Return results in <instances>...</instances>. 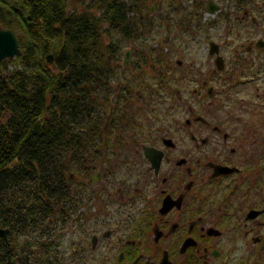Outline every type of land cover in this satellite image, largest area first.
<instances>
[{"label": "flooded vegetation", "instance_id": "obj_1", "mask_svg": "<svg viewBox=\"0 0 264 264\" xmlns=\"http://www.w3.org/2000/svg\"><path fill=\"white\" fill-rule=\"evenodd\" d=\"M210 2L221 10L208 0L206 13H214ZM250 12L244 8L236 20L249 17L259 28L263 16ZM10 16L0 0L2 28ZM246 39L255 40L241 54L264 48V31H249ZM206 92L215 94L212 86ZM231 101L237 103L236 95ZM189 115L164 131L148 124L134 132L124 116L119 166L108 158L118 134H106L111 141L101 142L95 165L70 166L66 186L56 192L53 228H41L22 247L8 232L12 263L264 264V132L250 131L234 106L225 116L193 115L191 107Z\"/></svg>", "mask_w": 264, "mask_h": 264}, {"label": "trees", "instance_id": "obj_2", "mask_svg": "<svg viewBox=\"0 0 264 264\" xmlns=\"http://www.w3.org/2000/svg\"><path fill=\"white\" fill-rule=\"evenodd\" d=\"M148 1L83 0L81 8L70 7L69 0L23 1L42 37L24 44L18 39L21 67L0 63V228L9 229L12 241L18 234L36 237L41 228H53L48 222L56 192L66 186L70 166L89 170L101 142L111 141L106 134L119 131V121L130 116L120 105L119 116L107 115L110 101L127 100L142 88L152 96L170 83L137 82L136 70L147 61L163 65L159 54L146 48L135 52L134 78L121 80L120 89L113 80L120 65L115 43L104 40L106 32L143 36L145 17L138 15L148 10ZM26 14L18 19L26 22ZM1 20L11 27L10 20ZM47 54L53 55L51 64ZM10 238L0 240V264H13Z\"/></svg>", "mask_w": 264, "mask_h": 264}, {"label": "rangeland", "instance_id": "obj_3", "mask_svg": "<svg viewBox=\"0 0 264 264\" xmlns=\"http://www.w3.org/2000/svg\"><path fill=\"white\" fill-rule=\"evenodd\" d=\"M3 1L7 2L11 10L10 28L23 44L38 36L42 37L40 29H35L34 26L29 28L18 19L20 15L26 14L24 0ZM82 1L69 0V6L81 8ZM156 1L149 0L146 4L147 9L150 5L154 7L152 13L144 9L138 15L145 17L143 36L127 38L106 32L104 39L106 43L112 41L116 45L120 67L119 76H115L113 80L119 81V89L122 88L121 80L134 78L131 73H134L133 66L138 64L135 52L141 48L152 50L154 57L159 54L163 65L157 67L147 61L145 66L141 65V69L136 70L137 82L141 79L144 81L143 87H146L148 83L153 85L156 81H170L168 85L165 84L166 87L160 85V89L152 96L144 88L128 94L125 111L130 115L129 131H141L148 124L155 131L167 130L164 127L176 126L178 122L183 124L186 117H191L190 107L193 115L204 117L213 113L225 116L234 106L239 109L242 117L248 118L250 131L264 132V48L241 54L248 41L255 40L246 39V34L249 31H264V0H228V3L225 0H214L221 10L213 14L205 11L208 0H160L159 8ZM244 8L250 10L253 16L257 13L263 16L259 28L251 25L249 17L246 21L236 20L237 15H242ZM145 13H149V16H145ZM209 41L220 45V54L225 60L222 71L216 70L214 57L208 53ZM19 47L21 48L20 45ZM126 50H130L131 54L124 66ZM154 57L151 56L152 59ZM16 58L17 56L7 59L10 60L7 63L8 69L21 67ZM177 60L181 61L179 65ZM236 79L240 81L238 85H235ZM204 81L206 85L202 86ZM207 86L214 88V95L207 94ZM232 95H236L237 103L234 105L231 104ZM109 106L112 109H107V115L112 112L119 116V101L111 100ZM113 134H118L112 139L117 144L111 151L113 155L108 158L111 159L110 163L118 167L119 131ZM30 236L34 237L29 233L18 234L15 242L22 247L25 238Z\"/></svg>", "mask_w": 264, "mask_h": 264}, {"label": "water", "instance_id": "obj_4", "mask_svg": "<svg viewBox=\"0 0 264 264\" xmlns=\"http://www.w3.org/2000/svg\"><path fill=\"white\" fill-rule=\"evenodd\" d=\"M160 2H156L157 8L160 7ZM153 6H150V11H153ZM217 9L215 5H213L211 2L208 7V11L210 13L214 12ZM263 43L261 41H258V45L262 46ZM208 52L210 55H214L215 59V66L218 70H222L224 67V61L223 57L219 54V45L214 42H209V49ZM20 54L19 49V42L16 38L15 34L10 29H3L0 27V62L3 61L6 58H12L16 55ZM129 51H126L125 57H124V64H127L128 58H129ZM46 61L48 63H51L53 61V55L47 54L46 55ZM180 63V62H178ZM150 148H145V153L148 155V151ZM8 232V228H0V238L5 237L6 233Z\"/></svg>", "mask_w": 264, "mask_h": 264}]
</instances>
